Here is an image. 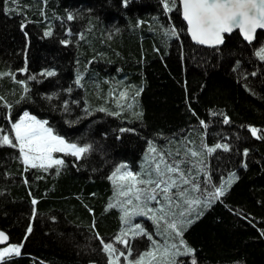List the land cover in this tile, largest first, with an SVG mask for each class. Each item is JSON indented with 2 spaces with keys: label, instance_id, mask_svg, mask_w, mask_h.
<instances>
[{
  "label": "trees",
  "instance_id": "16d2710c",
  "mask_svg": "<svg viewBox=\"0 0 264 264\" xmlns=\"http://www.w3.org/2000/svg\"><path fill=\"white\" fill-rule=\"evenodd\" d=\"M164 2L0 0V230L19 248L0 264H109L108 243L264 264V32L194 44L178 0ZM24 112L87 150L25 165ZM117 169L146 183L123 195Z\"/></svg>",
  "mask_w": 264,
  "mask_h": 264
},
{
  "label": "snow or ice",
  "instance_id": "6c2138e0",
  "mask_svg": "<svg viewBox=\"0 0 264 264\" xmlns=\"http://www.w3.org/2000/svg\"><path fill=\"white\" fill-rule=\"evenodd\" d=\"M15 2V0H13ZM177 0H165L164 6L166 11H170L169 3L173 5ZM183 7V17L188 23V30L192 35L193 40L200 44H220L223 42V33H230L233 29H239L244 34L245 39L251 40L252 33L257 28H264V0H180ZM71 19V17H69ZM173 35L175 32L173 30ZM50 35V33H46ZM261 59H264V48L258 52ZM46 75L52 76L53 72H47ZM27 91V89H25ZM124 93H121L123 96ZM30 121V123H25ZM15 132V140L18 142L21 154L24 156L25 163H29V159L32 160L47 159L49 161L48 166L51 167L52 163L62 164L60 160L52 161L51 153L64 151L65 149H71L72 155H78L85 152V148H77L76 145L65 144L64 140L57 136H53L50 129L43 127V124L39 121H35L34 117H30L27 112L21 117V120L12 125ZM255 135L256 129H252ZM0 143L12 144V140L8 135L0 137ZM220 147V145H217ZM32 153L38 155L32 156ZM195 155V153H193ZM32 167H37L35 163L31 164ZM41 167L44 165L41 164ZM159 168V165L157 166ZM174 168H167L168 172L176 171ZM119 172V169H117ZM162 175V173H161ZM116 173H113V177ZM121 179H127L129 183L128 191L131 192L135 188L136 183H146L143 180H137L136 176L131 173H125ZM187 181H185L186 183ZM147 183H155V188L152 189V195H148L146 199L154 200L156 188L160 187L161 183L165 181H148ZM163 193L168 192V187L165 186L162 189ZM127 194V193H121ZM223 189H217L215 195H223ZM139 199V195L136 197ZM130 202V201H129ZM183 215V214H182ZM191 223V221H188ZM170 228H175V224H170ZM31 231V229H29ZM177 235H180L177 232ZM7 240V237L3 233H0V241ZM175 247V246H172ZM107 251H113L111 245H105ZM8 249H5L7 252ZM12 251L19 254V248L13 247ZM191 252L190 249H186V253ZM157 253L159 258L157 264H176L175 256L179 253H171L168 246H165L161 252L159 248H155L152 252H147L136 261V264H143L145 257H151L156 259ZM2 255V254H0ZM195 264V262H194Z\"/></svg>",
  "mask_w": 264,
  "mask_h": 264
},
{
  "label": "rangeland",
  "instance_id": "374dc122",
  "mask_svg": "<svg viewBox=\"0 0 264 264\" xmlns=\"http://www.w3.org/2000/svg\"><path fill=\"white\" fill-rule=\"evenodd\" d=\"M262 48H264V47H262ZM260 50H259V52H260ZM114 93H116V95L114 97L119 99L121 102L126 100L125 94L123 96H121V93H123V91L121 89H118V90L115 89ZM130 102H131V100L128 101L127 103L129 104ZM28 115L30 117H34L35 121L41 122L43 124L44 128L49 129L47 124H46V122L44 120L38 119V118H36L35 116H33V115L29 114V113H28ZM23 116H24V113L21 115V117H23ZM21 117H20V119L17 122H19L21 120ZM25 123H30V121H25ZM51 133H52V131H51ZM52 135H53V133H52ZM53 136H55V135H53ZM60 139H62V138H60ZM62 140H64V139H62ZM64 142H65V144L72 145V143H68L65 140H64ZM77 148H85V147L77 146ZM83 153H79L78 155H74V156H76L77 158H80L83 155ZM61 154H72V150L71 149H65L64 151L52 152L51 153L52 161H55V160L62 161L61 157H59V155H61ZM31 155L32 156H36L38 154L37 153H32ZM22 158H23V161H24V156L23 155H22ZM32 163H35L36 165H39V166L41 164H43L44 166H48L49 161L47 159H44V160H40V159L32 160L31 158L29 159V163H27V164L24 161V164L28 165V166H31ZM52 164H55V163H52ZM125 173H131L132 175L136 176V178H137V175L135 173H132L129 170H126V169H124V170L119 169V172H117V178H118L119 182H121L120 183V186L122 187V192L121 193H129L128 186H129V183H131V182L129 180H127V179H121V177H123L125 175ZM136 188L137 187H136V184H135V188L131 192L136 190ZM123 195H125V194H123ZM134 195L138 196L139 193H135ZM129 200H130V197L129 198H125V202L129 203ZM131 235H133V234L130 233L129 236H131ZM116 239L117 240L125 239V241H126V240L129 239V237L126 234H119ZM120 241H122V240H120ZM107 245H111V247L113 249V251H111V252L108 251L109 252V254H108V259H109L108 262H109V264H136V261L139 260L140 257H141L137 252L129 253L127 251H122V250L117 252V251H115V245L112 244V243H108ZM13 247H14L13 245H6V246H3V247H0V254H2V255H0V259L5 257L6 255H10V254L16 253V252L12 251ZM120 247L123 248L124 245L121 244ZM5 249H8V251L5 252ZM136 249L138 250V247H136ZM149 252H152V251L149 250ZM152 261H153V258L145 257V260H144L143 264H151Z\"/></svg>",
  "mask_w": 264,
  "mask_h": 264
},
{
  "label": "water",
  "instance_id": "95a60500",
  "mask_svg": "<svg viewBox=\"0 0 264 264\" xmlns=\"http://www.w3.org/2000/svg\"><path fill=\"white\" fill-rule=\"evenodd\" d=\"M178 5H179V8H180V17H181V19H182V21L184 22L185 27H186V33H187V36H188V38L190 39V41H191L192 43H194V44H199V45H202V46H205V47H216V46H218V45H220V44H222V43L224 42V37H225V36H229V35H231V34L234 33V32H238L239 35H240V37L242 38V40H243L244 42L250 44V43H252V42L254 41L255 36H256V34H257L258 32H264V28H257V29L255 30V32L252 33V38H251V40H249V39H245L244 34H243L242 32H240L239 29H233V31L230 32V33H223V34H222V36H223V42L220 43V44H200V43H198L197 41L193 40L192 35H191V33L189 32V30H188V23H187V21H186V20L184 19V17H183V7H182V3L180 2V0H178ZM0 233H3L4 236L7 237V240L0 241V246H4V245H6V244L9 243V238H8V236H7V234H6L5 232H3V231L0 230Z\"/></svg>",
  "mask_w": 264,
  "mask_h": 264
}]
</instances>
